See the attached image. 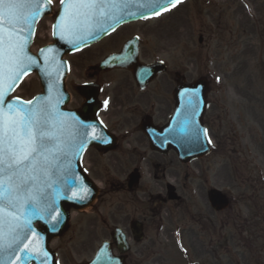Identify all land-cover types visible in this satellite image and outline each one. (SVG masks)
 Segmentation results:
<instances>
[{
  "label": "rangeland",
  "instance_id": "374dc122",
  "mask_svg": "<svg viewBox=\"0 0 264 264\" xmlns=\"http://www.w3.org/2000/svg\"><path fill=\"white\" fill-rule=\"evenodd\" d=\"M52 1L53 15L38 23L34 52L53 41L59 0ZM139 26L148 41L145 57L164 53L171 68L184 66L191 81L200 77L210 80L208 114L219 118L210 132L214 151L209 160L179 167L177 180H162L161 174L155 178L143 169L137 196L147 192L159 198L163 185L173 183L183 204L169 202L162 208L154 206L152 212L148 210L145 240L138 244L130 240L129 261L264 264V0H185ZM100 52L66 57L70 64L69 90ZM40 91L37 75L31 74L14 95L28 100ZM76 105L73 95L67 108ZM89 154L86 152L83 158L87 171ZM132 167L128 165L129 170ZM90 175L100 188V196L93 206L73 211L68 230L52 241L59 264L85 263L116 226L130 234L131 220L143 218L145 205L122 192L120 181H102ZM239 177L247 182L243 185ZM210 187L237 199L233 208L213 212L207 200Z\"/></svg>",
  "mask_w": 264,
  "mask_h": 264
},
{
  "label": "snow or ice",
  "instance_id": "6c2138e0",
  "mask_svg": "<svg viewBox=\"0 0 264 264\" xmlns=\"http://www.w3.org/2000/svg\"><path fill=\"white\" fill-rule=\"evenodd\" d=\"M179 3L181 0H61L52 34L76 47L97 32H107L130 4L160 15ZM50 8L51 0H0V254L19 251V264H31L33 260L47 264L49 253L30 246V241L26 243L28 234L34 232L32 220H43V212L55 204V196L50 197L46 189L58 195L53 185L76 183L68 157L82 150L87 135L84 129L92 127L74 117L69 125L51 98H16L9 102V93L17 82L33 66L39 67L37 58L28 50L29 36L37 18ZM48 51L52 49H41L40 55ZM48 59L45 56L41 73L50 77ZM194 116V110L186 115L173 129L174 135L189 140L198 138L201 130L195 126ZM65 160L68 165L62 166ZM42 202L45 207H41ZM52 230H56V225Z\"/></svg>",
  "mask_w": 264,
  "mask_h": 264
},
{
  "label": "water",
  "instance_id": "95a60500",
  "mask_svg": "<svg viewBox=\"0 0 264 264\" xmlns=\"http://www.w3.org/2000/svg\"><path fill=\"white\" fill-rule=\"evenodd\" d=\"M163 2V0H162ZM47 3V0H45ZM61 11V9H60ZM51 12V8L47 11H43L41 15L37 18L36 22L33 25V30L29 36V44L28 50L29 53L35 56L30 51V47L32 44V39L35 32L36 23L38 20ZM134 13V15H133ZM152 14L150 10L141 9L136 6V4H130L127 9L123 10L121 13L122 18L118 23H116L113 27H109L107 32H97L94 36H89L86 38L84 43H80L78 46L73 47L66 42L58 40L54 37L55 43L53 45L47 46L43 49H52V51H48L44 54V56L40 55V52L37 56H35L38 60L39 67L33 66L30 70H28L27 74L30 72H37L38 77L40 78L41 86L43 89V93L39 94L35 100L42 101L46 98H51L52 103L55 105L58 112L64 114L67 117L68 124L71 125L72 118L74 117L77 120L83 121L92 127L84 129L87 133L84 138L83 148L80 152L75 155H69L68 160L71 161L70 164V172L71 175L76 178L75 184H63L60 183L58 185H53L55 189L58 191V195L52 192V189H46L49 193L50 197L55 196V204L48 207L46 211L43 212L44 219H33L32 220V229L33 233L28 234V241L31 242L30 246L32 247H40L49 253L47 258V264H55L54 261V253L49 249V242L53 237H57L66 231L68 228V222L70 218V208L74 207L76 209L84 208L95 200L97 197L98 190L93 184V182L86 176L81 167V157L84 151L91 145H96L97 147H106L105 139L103 138L104 134L101 128V125L96 120V112L98 110V105L96 100L86 94V98L89 103L84 104L81 110L78 111H66L63 107L68 103V93L65 90V77L67 74V63L63 60V56L66 54L73 53L75 51L81 50L82 48L90 45L91 43L100 40L106 34H108L112 29L117 27L118 25L140 19L147 15ZM58 17L56 18L55 23L57 22ZM111 23V21H109ZM201 41V39H200ZM41 51V50H40ZM126 55L128 53L127 50L124 52ZM135 55V54H134ZM45 56L48 57L47 67L49 71L52 72V75L49 77L47 75H43L41 73V69L45 67L46 61ZM54 57V59H52ZM121 65L120 55L110 56L104 63L102 67L106 69L117 67ZM122 66L128 67L132 69L134 75L139 80L148 79L151 74H148L149 71L154 70L156 66L149 67H139L137 66L133 59H126V56L122 58ZM27 74H25L22 78H24ZM22 78L17 82V84L22 80ZM16 84V86H17ZM15 86V87H16ZM14 87V88H15ZM13 88V89H14ZM13 91V90H12ZM12 91L9 93H12ZM195 92V96L186 95L185 93ZM209 92L208 82L205 78H201L195 83L191 85H180L179 89L176 91V99L178 101L177 110L175 115L172 117L171 122L168 127L163 130L162 134H165L166 137L169 138L170 141H173V147L178 150L180 158L183 161H189L196 157L203 156L207 154L210 150V143H208V136L204 126L202 125V118L207 109V94ZM184 93V94H183ZM15 100V99H12ZM12 100H9L11 102ZM195 111L194 121L195 126L201 130V135L198 138L194 139H185L180 138L173 133V129L177 128L179 124L184 120L185 116ZM71 130V129H70ZM151 140L153 139V135L156 134L155 131L148 132ZM93 136L96 138L93 139ZM68 160L63 162L62 166L68 165ZM53 179H56L54 176ZM134 183H138V177L133 176L130 181V186ZM75 196L76 198H69ZM80 197H83L82 199ZM171 198H176V194L171 196ZM209 201L212 207L216 210H224L229 206V201L225 194L221 191L212 189L209 192ZM41 207H45L42 202ZM57 220L59 223H57ZM39 223V227L36 228L35 224ZM56 225V230H52V226ZM132 233L133 237L136 241H141L144 237L143 233V225L140 221H135L132 224ZM35 237H38L36 239ZM115 244L117 245L122 256H115L112 252V244L109 242H105L102 247L99 249L96 257L86 263V264H127L126 258L127 253L130 250V244L127 241L126 235L120 230L117 229L114 234ZM21 253L19 251L9 255L8 253L0 254V260L3 261V264H19V260L17 259ZM37 264V261L33 260ZM31 262V263H32Z\"/></svg>",
  "mask_w": 264,
  "mask_h": 264
},
{
  "label": "flooded vegetation",
  "instance_id": "af4514ba",
  "mask_svg": "<svg viewBox=\"0 0 264 264\" xmlns=\"http://www.w3.org/2000/svg\"><path fill=\"white\" fill-rule=\"evenodd\" d=\"M141 23L146 24L145 21H138L123 25L100 42L90 46L86 50L89 55L93 56L95 52L101 50L100 56L88 64L86 71L76 77L75 83H71L76 108L81 107L84 102L82 87L85 85L88 86L87 94H94L99 103L98 117L108 132L110 146L105 149L92 147L88 165L91 174L102 181H122V172L127 179L133 170L142 174V168L148 169V172L155 177L161 174L163 178L177 180L180 176L177 167L189 166L181 163L176 151L171 147H166L164 150L152 147L145 134L147 128L163 127L173 114L176 106L174 91L178 83L184 80L190 81L185 68L180 66L173 69L170 65H166L165 72L156 75L143 85L135 80L130 70L122 67L109 71L100 69L101 62L108 54L122 52L129 42L133 43V47L139 46L142 63L151 64L158 61L153 56H144V47L148 41L144 39L145 32L139 26ZM108 49L111 50L106 52ZM162 54L158 52L155 57ZM82 55L84 52L76 56ZM75 67L78 71V64L77 66L75 64ZM217 119L204 118L206 121L209 120V124ZM202 160L205 159L195 163L198 165ZM128 165L133 166L131 170L128 169ZM241 183L244 185L245 180L241 179ZM162 189L163 194H168L169 190H175V187L167 184ZM141 199L150 203V208L157 203L161 206L168 203L162 195L154 198L145 193ZM143 218H147L145 214Z\"/></svg>",
  "mask_w": 264,
  "mask_h": 264
}]
</instances>
